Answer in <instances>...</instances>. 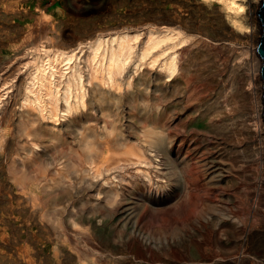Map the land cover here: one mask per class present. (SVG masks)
<instances>
[{
    "label": "rangeland",
    "instance_id": "1",
    "mask_svg": "<svg viewBox=\"0 0 264 264\" xmlns=\"http://www.w3.org/2000/svg\"><path fill=\"white\" fill-rule=\"evenodd\" d=\"M5 1L13 2V0ZM196 2V0H26L20 6L25 9L26 15L4 12L0 8V81L15 77V64L21 56V49L27 46L30 38L33 41L40 40L42 43L48 44L63 35H66V38L82 37L95 30L100 33L123 27H141L143 24L156 21L164 11L172 8L187 16L191 23L200 22L203 24V15L210 16L211 12L203 10V6L196 5ZM257 31L260 41L262 25ZM227 54L223 50H217L216 60L219 66L211 70L213 77L207 74L206 78H203V59H205L203 52H199L193 57L194 70L192 72L188 70L189 68L182 60L181 86H184L185 89L181 93L177 91L173 93L172 86L162 88V90L152 89L153 102L159 105L155 109L159 112L156 119L152 116H148L149 121L142 116L141 119L128 117L127 112L134 110L129 103L123 104L121 111H123L122 121L124 123L134 122L137 126L149 123V128L156 126L159 129H164L171 141L172 161L160 166L159 175L163 182L159 181V185L149 187L141 183L137 186L139 190L129 193L126 190V193L119 196L114 195L113 189L109 190L105 194L109 195L111 199L115 198V200H111V204L108 205L110 202L106 200L103 201L104 204H99V201H96L98 206L85 216L80 215L81 217L77 213L84 211L87 204L80 202V197L84 196L83 200H86L88 189L93 188L97 181L88 182L86 179L81 185L85 186L82 190L83 193L80 192L81 196H78L76 192L65 194L67 190L64 186L49 187L48 189L44 187L47 180L55 175V164L60 156H63L60 160L67 158L70 162L72 160L80 162L70 147L75 140V132H72L70 127L63 128L64 131H67L66 134L65 132L64 135L61 133V136L57 138L51 131H41L34 136V142L38 149L31 153L28 148L22 146L24 142H18V140H22L23 136L21 138L18 134L15 136L14 125L11 124L10 131L8 127L6 128L5 122L9 121H5V115H7L5 112L7 107L9 108V103L11 104V99H9L8 103L6 102L7 105L4 104L0 112V126L5 128L3 132L7 139L2 142V146L0 145V228L4 230L5 239L11 249L16 250L28 246L29 251H32L35 256L36 264H202L203 261L200 262L189 256V254L193 256L196 253L197 256L199 254L202 257V248L179 246L169 237L170 235H167L168 232H164V234L161 232L163 229H169L168 226L174 221L180 222L187 217L188 211L185 206L187 197L185 195L190 194L203 195V198L220 204V207L224 205L223 200L220 199L229 196L232 202L225 205L226 210L230 213L232 211L234 217L240 219L238 227L230 224L218 225L213 233L211 232L213 228L206 222L205 217L199 218L197 223L203 226V248L211 247L214 253L217 250L222 254L226 252V254L233 255L238 251L240 241L246 235H253L252 243H254L255 250L258 253L263 252L264 242L263 244L258 242L257 236H254L264 232V119H262L263 110L260 108L263 103V79H261L260 70L256 75H252L255 77L253 80L251 78L252 82L256 83L253 84L254 87L245 86L248 85V79L243 72V76L241 72L234 76L241 86L230 82L227 77L231 79L232 75L225 66ZM257 55H259L258 51ZM222 57L224 58L222 59ZM240 57L238 58H243ZM220 58L223 61H220ZM238 58L237 60H240ZM216 69L222 71V74ZM239 75L242 77L239 78ZM243 77L245 78L243 79ZM257 79L260 81L259 83ZM150 85L152 88L153 83ZM218 87L222 90L224 88L226 93H228V89H232L230 90L231 95L228 93V97L220 98V104L224 105L223 101L224 103L228 102L232 111L236 112L231 111L232 114L230 112L229 114L224 111L223 107L218 106L216 103ZM238 87L244 89V93L241 89L239 91ZM234 91L240 93L237 95ZM256 94L258 95L256 96ZM250 100L253 101L252 106L254 105V107L249 106ZM252 115L253 117H250ZM88 119L87 124L102 121L100 116ZM248 120L251 121L250 124L258 122L256 126L258 129L254 130L252 128L254 126L249 125ZM213 122L219 124L218 129L209 127ZM245 122H248V127L252 126V129H249L247 125L243 126ZM217 131L221 132L220 135L216 134ZM261 137L262 139H260ZM259 141L263 145H261L262 150L260 151L258 150L260 146H257L260 145ZM17 143H19L18 146ZM253 149L257 150L254 154ZM258 151L259 153H257ZM14 153H17V156H22L21 159L16 158ZM14 156L17 161L15 160L12 171L25 175L28 184L27 195L21 193L20 186H17V182H15L16 179L7 171V165L11 162L9 160ZM127 166H119V170V167L115 166L117 169L115 174L120 175V173L130 171L131 167ZM21 168L23 169L21 170ZM219 178V183L215 185L209 183L210 180L215 182ZM259 178H263V182ZM156 179L154 177L155 181ZM182 180L189 182L203 180V186L189 185L186 187L185 193L182 192L180 196L173 198L174 193L167 185ZM71 202H77L74 210L69 206ZM42 212H45L46 215L42 216ZM70 213H72L76 224L80 226L77 229L79 232L75 236L72 233L74 227L72 229L67 223ZM127 213L135 215L137 229L145 232L147 236L143 237L141 233L138 235L125 224L124 219ZM56 216H58L61 228L63 227L62 231L67 232V236L70 237L68 246H62L57 256L53 250L54 232L57 228ZM227 237L230 242L229 246H227L228 243L226 244ZM73 238H75L74 241ZM85 248H88L89 253ZM0 264L19 263L9 258L8 252L3 251L0 253Z\"/></svg>",
    "mask_w": 264,
    "mask_h": 264
},
{
    "label": "bare ground",
    "instance_id": "2",
    "mask_svg": "<svg viewBox=\"0 0 264 264\" xmlns=\"http://www.w3.org/2000/svg\"><path fill=\"white\" fill-rule=\"evenodd\" d=\"M25 1L13 0L12 3H9L1 0L0 8L4 12L26 15L25 9L20 7ZM196 1V5L203 6V10L211 12L210 16L203 15V24H200V22L191 23L187 16L172 8L164 11L161 17H157L158 19L155 18L156 21L143 24L141 27H123L100 33L95 30L88 32L82 37L72 36L71 38H66V35H63V37L58 36L55 41H50L48 44H44L45 42L42 43L40 40L33 41L30 38L27 46L21 49V56L15 64L16 73L14 80L11 78L0 81V112L4 104L11 99V104L9 103V108L7 107L5 112L7 114L5 115V121H9L8 123L5 122L6 128L8 127L10 131L11 124L14 125L15 136L18 134L20 138L23 136L25 139L22 137V140L19 141L14 138L18 142H24L22 146L28 148L31 153L38 149L36 142H34V136L41 131H51L57 138L61 136V133L64 135L65 132L66 134L67 131H64L63 128L70 127L72 132H75L76 137L70 147H72V152L80 162L73 160L70 162L67 158L60 160L63 157L60 156L55 164V175L47 180V184L44 187L48 189L49 187L59 188L64 186L67 190L65 194L76 192L78 196H81L80 192L83 193L82 190L85 187L81 185L86 179H88V182L97 181L93 188L88 189L86 200H83L84 196L80 197V202L87 205L85 210L79 211L77 215L83 214L85 216V214H88L98 206V201L99 204H104L105 202L103 203V201L106 200L110 202L108 205L111 204V200H115V198L111 199L109 195L105 194L109 190L113 189L115 191L114 195L119 196L126 190H128L126 191L128 193L139 190L137 186L141 183H144V186L153 187L156 184L159 185V181L163 182L159 175L160 166L171 162L173 158L170 152L171 141L169 137L164 129H159L156 126L149 128V123L144 126H137L134 122L124 123L121 109L124 103H129L134 111L127 112L128 117H135L136 119L143 117L149 121L148 116H152V118L156 119L159 112L155 111V109L159 105L153 102L152 89L162 90V88L172 86L173 93L175 91L181 93L185 89L184 86H181L182 60L186 63L188 70L192 72L194 70L193 57L197 53L203 52V57L205 58L203 59V78H206L207 74L213 77L211 70L219 66L216 60L217 50H223L230 54H227L226 62L224 60L226 64L223 62L232 75L231 79L227 77L230 82H234L235 85L239 84L234 79V76L241 72V75L245 73L244 75L248 79V85L245 86H253L252 80L255 77H252V75H256L262 66L261 57L257 55L256 50L260 42L257 37V30L261 27V22L256 17V11L262 1ZM240 56L243 58L240 59ZM237 58L240 60H237ZM220 61L223 60L220 58ZM221 69L223 70V68ZM241 75H239V78L243 76ZM150 83H153L152 88ZM229 85L232 86L231 83ZM219 87L217 89L218 92L216 91L218 95L216 103L219 107H223L224 111L231 113L230 104L228 102L224 103V101V105L220 104V98L228 97V93L231 95L230 90L232 89L227 88L229 91L226 93L224 88L222 90ZM238 88L240 91L241 88ZM238 88L236 89L238 90ZM242 91L244 93L245 90L243 89ZM237 93L235 92V94ZM229 99L231 100L230 97ZM237 101L239 102V100ZM247 101L249 100L247 99ZM252 104L253 101L249 103V106H252ZM257 107L259 109L258 105ZM263 107L262 103L260 106L261 110H263ZM94 116H100L102 121L87 124L88 118ZM250 117H253V115ZM250 122L249 125L255 128L252 126L248 127V122L242 125H247L249 129L253 128L255 130L258 122H253L252 124ZM209 127L216 130L219 128V124H214L213 122ZM258 127L260 128L261 124ZM0 128H3L0 129V145L2 146V142L7 139H5V133L3 132L5 128L2 126ZM248 128L245 127V129ZM239 129L237 130L239 131ZM220 133L216 132L217 135H220ZM232 134L234 135L233 132ZM261 145V142L260 145H257L260 146L258 148L259 151L262 150ZM255 148L257 149V147ZM256 149L255 151L253 149V154L257 151ZM14 154L18 155L17 153ZM237 154L239 155L238 152ZM252 156L254 157V155ZM21 157L17 156L16 158L21 159ZM15 160V156L9 160L11 162L7 163V171L16 179L17 186H20L22 190L21 193L27 195L28 184L25 175L12 171ZM22 164L24 165V163ZM123 165L130 166V171L116 175L117 169L115 166ZM214 166L217 168L216 164ZM154 177L157 178L156 181ZM219 177L221 176L219 175ZM262 179L261 182H263ZM219 182L220 178L215 182L210 180L209 183L215 185ZM192 184L203 186V180H196V182L182 180L167 186H170L174 193L173 198H175L180 196V193H185L186 187ZM164 185L166 186V184ZM263 189L261 188V190ZM100 196H102V199H100ZM185 196L187 197L185 200V206L188 211L187 217L180 222L174 221L168 226L169 229H163L161 232L163 234L168 232L167 235H170L169 237L177 242L179 246L202 248L203 256L201 257L199 254L197 256L196 253L193 256L189 254L190 257H193L192 259L203 261L202 264H264V251L258 253L255 250L254 243H252L253 235H246L240 241L239 249L237 248L238 251L233 255L226 254V252L222 254L217 250L214 253L211 247L203 248V226L197 223L199 218L203 219V216L205 217L206 222L213 228L211 229L213 233L218 225L230 224L239 226L240 219L235 218L232 211L231 213L227 212L225 207L227 203L232 202L231 197L221 198L220 200H223L222 203L224 205L220 207V204L218 205V203L203 198V195L187 194ZM76 203L71 202L69 204L70 208L74 210ZM70 214L67 217V223L70 224L72 229L74 227L72 233L75 236L78 234L79 231L77 229L80 226L76 224L72 213ZM41 215L44 216L46 213L42 212ZM124 221L138 235L141 233L143 237L144 235L147 236L145 232L137 229L135 215L132 213H127ZM55 224L57 228L54 232L53 250L57 256L62 246H68L70 237L67 236V232L62 231L63 227L61 228L58 216L55 218ZM254 236H257L258 242L263 244L264 232ZM204 239L206 241V238ZM226 240V244L228 243L227 246H229L228 237ZM144 241H146L145 238ZM23 247L20 249L15 248L16 250L11 249L5 239L4 230L0 228V253H3V251L8 252V257L19 264H36L34 254L29 251L30 248L28 246ZM87 253L89 252L87 251Z\"/></svg>",
    "mask_w": 264,
    "mask_h": 264
},
{
    "label": "water",
    "instance_id": "3",
    "mask_svg": "<svg viewBox=\"0 0 264 264\" xmlns=\"http://www.w3.org/2000/svg\"><path fill=\"white\" fill-rule=\"evenodd\" d=\"M257 14L262 25V36L257 51L262 60L261 77L263 79V106H264V0H262V4L259 8V11H257ZM263 119H264V107H263Z\"/></svg>",
    "mask_w": 264,
    "mask_h": 264
}]
</instances>
